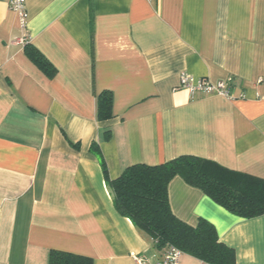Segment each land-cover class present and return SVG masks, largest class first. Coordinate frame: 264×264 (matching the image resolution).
I'll use <instances>...</instances> for the list:
<instances>
[{"label":"crops","instance_id":"0c3cea01","mask_svg":"<svg viewBox=\"0 0 264 264\" xmlns=\"http://www.w3.org/2000/svg\"><path fill=\"white\" fill-rule=\"evenodd\" d=\"M0 0V264H153L148 237L114 209L129 166L194 156L264 180V0ZM29 44L54 68L47 77ZM232 79L233 98L190 92L181 75ZM112 117L97 119V97ZM174 217L199 219L235 264H264V215L238 218L174 177ZM180 264H204L182 254Z\"/></svg>","mask_w":264,"mask_h":264},{"label":"trees","instance_id":"16d2710c","mask_svg":"<svg viewBox=\"0 0 264 264\" xmlns=\"http://www.w3.org/2000/svg\"><path fill=\"white\" fill-rule=\"evenodd\" d=\"M24 53L47 77L55 74L54 68L35 48L26 44ZM96 103L97 119L109 120L111 93H100ZM90 151L98 158L115 211L148 237L158 254L172 247L204 264H235L234 251L219 241L209 222L199 219L191 227L174 217L167 197L168 183L174 177L200 190L238 218L248 220L264 215V180L260 178L225 169L202 158L180 156L155 166L131 165L111 180L94 144ZM48 264H92V260L52 251Z\"/></svg>","mask_w":264,"mask_h":264},{"label":"built area","instance_id":"2783aa9c","mask_svg":"<svg viewBox=\"0 0 264 264\" xmlns=\"http://www.w3.org/2000/svg\"><path fill=\"white\" fill-rule=\"evenodd\" d=\"M8 4L18 14L21 22L24 23L26 18L24 0H9ZM231 81L232 79L229 78L226 81H221L216 84H211L206 79H199L194 82L189 75H181L182 85L189 89L190 92L201 91L204 94H215L228 99L233 98ZM181 256L182 253L179 250L171 247L160 253L153 264H180ZM134 260L136 264H145L147 262L146 258L142 256H135Z\"/></svg>","mask_w":264,"mask_h":264}]
</instances>
